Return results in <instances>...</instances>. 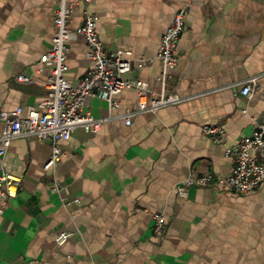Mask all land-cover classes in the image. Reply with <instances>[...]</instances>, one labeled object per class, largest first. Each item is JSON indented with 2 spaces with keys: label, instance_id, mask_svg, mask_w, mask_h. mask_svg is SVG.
<instances>
[{
  "label": "crops",
  "instance_id": "0c3cea01",
  "mask_svg": "<svg viewBox=\"0 0 264 264\" xmlns=\"http://www.w3.org/2000/svg\"><path fill=\"white\" fill-rule=\"evenodd\" d=\"M75 1L70 28L79 31L91 11L106 49L132 52L124 78L146 82L149 97L175 90L187 99L136 112L137 87L122 90L116 109L89 97L85 108L106 120L97 131L78 127L59 141L62 157L52 168H45L51 139H14L0 155V177H20L23 188L0 212V264H264V184L248 193L177 190L190 175L231 173L235 157L227 149L264 115V0ZM57 5L0 0V115L18 107L24 117L44 111L39 104L51 72L37 69L53 45ZM183 7V57L164 87L157 54ZM88 50L79 33L70 44L69 79L92 68ZM252 77L258 86L246 96L241 83ZM129 112L135 113L127 124ZM206 123L223 125L224 139L215 142L203 131ZM55 184L60 190H52ZM154 212L166 218L162 238L153 231ZM63 231L72 235L59 244Z\"/></svg>",
  "mask_w": 264,
  "mask_h": 264
},
{
  "label": "built area",
  "instance_id": "2783aa9c",
  "mask_svg": "<svg viewBox=\"0 0 264 264\" xmlns=\"http://www.w3.org/2000/svg\"><path fill=\"white\" fill-rule=\"evenodd\" d=\"M75 0H58L54 13L55 35L52 47L42 54L41 65L38 71L50 70L47 85V96L40 102L44 111L32 110L28 116H22V108L1 112L4 128L0 132V155L9 149L12 141L18 137L32 139H51L53 152L45 168L55 167L62 157V149L58 144L68 139L72 132L83 127L87 131H97L106 118L94 116L86 107L89 97H100L107 100L113 109L120 106L119 95L126 87L139 89V108L136 112L147 110L155 111L161 107L181 103L187 99L175 90L160 92L158 96L149 97L148 84L142 80L124 78L132 70L133 58L130 50L118 49L109 52L100 37L97 25L99 16L86 10L83 23L76 31L69 27L75 6ZM187 7L178 10L166 32L163 34L157 58L162 63L160 79L166 86L167 80L183 57L178 51V42L185 30V15ZM82 34L88 44V56L93 60L92 68L76 81L69 79L66 72L69 70L68 55L70 44ZM140 61L144 58H138ZM20 80L31 81L30 76L19 75ZM241 93L250 96L258 82L252 77L241 83ZM135 112L125 114L127 124L132 122ZM203 131L215 142H220L226 135V129L218 123H206ZM228 154L235 157V165L231 173L216 175L206 172L199 175H190L184 178L177 186L182 196L189 194L191 187L212 186L220 187L234 193H248L264 184V115L253 117V128L249 135L238 140L227 149ZM23 188L22 179L9 174L0 177V212L6 207L10 197H14ZM52 190L60 187L55 184ZM79 202V198L73 199ZM154 220L153 231L162 238L165 235L166 218L161 212L152 214ZM72 235V232H61L56 241L63 244ZM98 264H113L103 262Z\"/></svg>",
  "mask_w": 264,
  "mask_h": 264
}]
</instances>
